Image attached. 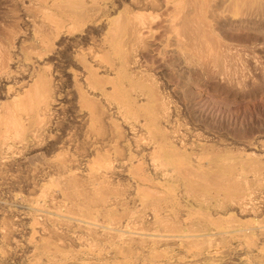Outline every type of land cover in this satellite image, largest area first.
Masks as SVG:
<instances>
[{
    "label": "bare ground",
    "instance_id": "1",
    "mask_svg": "<svg viewBox=\"0 0 264 264\" xmlns=\"http://www.w3.org/2000/svg\"><path fill=\"white\" fill-rule=\"evenodd\" d=\"M262 1L0 0V186L27 160L29 187L0 203V264H217L264 247V140L231 151L188 127L142 64L154 39L191 84L205 28L230 7L258 21Z\"/></svg>",
    "mask_w": 264,
    "mask_h": 264
},
{
    "label": "rangeland",
    "instance_id": "2",
    "mask_svg": "<svg viewBox=\"0 0 264 264\" xmlns=\"http://www.w3.org/2000/svg\"><path fill=\"white\" fill-rule=\"evenodd\" d=\"M259 1L261 2V0ZM263 5L264 2L262 1L261 7L263 8L261 10L263 12L261 11V13L263 15H260L259 20H261L260 22L264 25ZM258 16L259 15H257V17ZM227 17L228 20L226 25L218 26L212 24L210 26L211 28H209V26L205 28L206 34L204 31V37L206 36L205 42L207 44L206 46L204 45V52L202 51V54H199L195 59L194 71L190 73V87L189 85L184 87L180 80H177V76L174 72L163 70L166 64L165 62L169 60V56L159 54L154 39L151 44L152 46L142 53V64H147L146 66H148L151 73L156 71L154 74L159 76V79L161 78L160 80H162L163 83L165 82V91H169L172 100H175V102L173 101L174 104H177L176 107L179 112L178 119L180 121L181 119L182 121L184 120V124L187 122L186 124L188 127L198 128V126H200L198 128L200 132H207L209 135L202 134L209 136L211 140L213 139L212 141L214 143L216 141H222L225 143L228 150L240 151L242 148L241 144L244 142L249 143L250 141V143H254L260 138L264 140V137H262L264 136V33L256 29L260 24L259 20L253 21L249 14L243 16V20L240 24L239 15L233 7L229 8ZM0 22V42H2L3 39L4 43H6H2L4 46L11 40L9 38L11 34L9 35V33L12 31V26L6 25V23H3L1 20ZM257 23L259 24L257 25ZM158 26L159 24L156 25L159 31ZM6 28L11 29V31ZM6 30L10 32H6ZM158 34L159 32L156 33V35ZM170 72L171 74H169ZM160 73H162L161 76L159 75ZM177 83H179V85ZM170 86H174L173 92ZM175 87H178V90ZM182 88L184 92L179 91ZM175 90L180 92L179 94H182L184 97H180V95L176 94L177 92H175ZM174 92L175 95H173ZM185 97L186 99H184ZM240 146L241 148H239ZM243 151L242 149L241 152ZM31 155L34 156L33 154H28V157L32 160L33 157ZM26 161L27 160H25V162H20V164H15L17 167L15 165L12 167H15V170L12 169L7 171L8 175L17 173L19 176L22 174V177L20 176L21 179L15 180V184H13L17 188L13 185L0 186V203H3V205L1 204V207L4 206L3 209H17L18 206L13 203L15 198L19 199V197L27 196L26 193L29 191V187L26 186L24 181L25 177H23L26 172L23 170H26L25 165L27 166L28 164ZM18 165H22V168ZM17 174L14 175L19 177ZM20 181L22 186L19 183ZM4 187L7 188L5 189ZM8 187L10 189H8ZM25 190H27V192ZM236 215L240 217L239 214L235 213V216ZM260 217L261 216L257 217L256 215L254 222L257 223V219L259 221ZM255 251L257 253H255ZM232 256L233 255L227 256L224 259L226 261L223 260L224 262L220 261L217 262V264H222V262L223 264H233L232 261L235 262L234 264H264V247L259 250L243 251L240 255L242 259L233 258L234 256ZM227 260H230V263Z\"/></svg>",
    "mask_w": 264,
    "mask_h": 264
}]
</instances>
